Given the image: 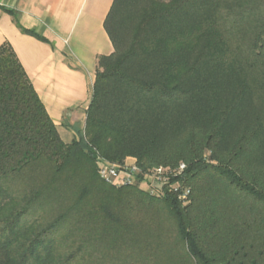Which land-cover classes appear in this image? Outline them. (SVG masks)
I'll list each match as a JSON object with an SVG mask.
<instances>
[{
  "label": "trees",
  "instance_id": "16d2710c",
  "mask_svg": "<svg viewBox=\"0 0 264 264\" xmlns=\"http://www.w3.org/2000/svg\"><path fill=\"white\" fill-rule=\"evenodd\" d=\"M104 29L70 142L0 46V264H264V0H113ZM98 156L184 163L190 199Z\"/></svg>",
  "mask_w": 264,
  "mask_h": 264
},
{
  "label": "crops",
  "instance_id": "0c3cea01",
  "mask_svg": "<svg viewBox=\"0 0 264 264\" xmlns=\"http://www.w3.org/2000/svg\"><path fill=\"white\" fill-rule=\"evenodd\" d=\"M112 2L0 0V46H11L64 142L84 129L97 57L113 52L104 29Z\"/></svg>",
  "mask_w": 264,
  "mask_h": 264
},
{
  "label": "built area",
  "instance_id": "2783aa9c",
  "mask_svg": "<svg viewBox=\"0 0 264 264\" xmlns=\"http://www.w3.org/2000/svg\"><path fill=\"white\" fill-rule=\"evenodd\" d=\"M185 169L186 165L179 163L176 167L157 166L143 173L134 160L115 163L97 157V172L104 182L115 186L145 184L150 195L163 197L170 192L182 204H186L191 195L190 187L183 180Z\"/></svg>",
  "mask_w": 264,
  "mask_h": 264
},
{
  "label": "rangeland",
  "instance_id": "374dc122",
  "mask_svg": "<svg viewBox=\"0 0 264 264\" xmlns=\"http://www.w3.org/2000/svg\"><path fill=\"white\" fill-rule=\"evenodd\" d=\"M130 159V158H129ZM141 188H143V189H147V186L145 185V184H142V186H141Z\"/></svg>",
  "mask_w": 264,
  "mask_h": 264
}]
</instances>
